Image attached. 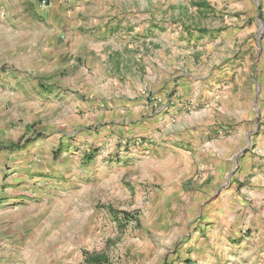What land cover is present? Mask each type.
I'll return each instance as SVG.
<instances>
[{
	"label": "rangeland",
	"instance_id": "374dc122",
	"mask_svg": "<svg viewBox=\"0 0 264 264\" xmlns=\"http://www.w3.org/2000/svg\"><path fill=\"white\" fill-rule=\"evenodd\" d=\"M46 3L41 4L39 0L40 5L50 4ZM142 4L153 11L145 8L140 11V18L134 19L139 32L124 33L115 39L125 55L129 54L128 45H136L140 58L145 56L138 67L131 64L110 67L113 73L129 74V79H120V90L115 83L105 81L103 76L107 71L102 67L96 69L95 75L91 74L94 81L84 80L82 72L87 70L89 74L91 68L76 49L71 50L67 58L60 59L57 73L73 94H63L61 87L57 90L44 83L49 88H43L44 104L35 106L36 99L27 97L24 102L30 101L33 106L22 108L11 105L3 89L6 82L0 79V264H48L53 254H58L57 243L43 244L46 237L41 232V224L53 220L48 211L44 217L41 213L43 200L36 193L38 180L27 181L26 187L20 189V179L29 172L27 178L31 181L47 174L65 176L67 180L74 166L69 150L85 142L91 131L102 132L108 121L109 124L118 122L125 133L130 129L125 124L142 128L139 135L129 136L120 143L122 148L118 150L122 155L139 147L147 150L142 146L149 142L148 130H154L149 120L154 115L165 117V122L170 124L179 120L193 121L197 127L186 129L184 135L198 144L191 152L195 174L206 167L200 168L207 159L202 154L205 143L215 136L221 137L218 144L221 148L224 146L222 152L234 153L235 157H230L228 169L220 176L216 187L220 192L227 193L233 184L238 189L255 186L250 179L252 175L264 177L261 169L264 162L247 158L264 156V0H155L154 6L151 1ZM29 6L32 5L29 3ZM0 12L2 26H10L18 32L28 25L29 38L39 35L40 27L56 25L55 17L46 19V14L38 12L26 19L6 17ZM67 19L71 21L68 27L75 29V17ZM60 31L64 40L66 32L62 27ZM70 60L76 63V73L73 67L66 65ZM6 70L17 72L20 69L0 64V74L5 75ZM97 78L99 80H95ZM181 81L187 84L182 93L178 88ZM74 85L84 89L88 85L91 90H81L75 95ZM123 90L128 96H120ZM98 100L99 112H102L100 120L91 116L87 106ZM145 101L150 102L149 109L142 108ZM138 105H142L141 108L133 112ZM164 127L160 125L155 129ZM52 132L66 136L63 146L51 144L47 139V134ZM40 133L45 136L37 139ZM229 135L232 141L223 139ZM184 145L182 149H188L189 145ZM94 150L90 148L89 152ZM82 159H86L85 154ZM59 167L63 169L61 174H58ZM136 174L137 170L127 169L121 180H113V184L110 180L108 204L99 200L95 205L97 210L92 208L91 219L97 214L98 218L86 226L85 235L77 237L73 252L64 258L69 259L66 264H85V253L106 255V264H184L187 261L183 246L190 241L196 227L194 221L188 224L183 219L186 211L182 196L174 194L172 199L171 196L167 199L170 203L157 204L160 186L144 184V180H137ZM262 178H257L258 193L264 187ZM192 186L198 188L200 184L194 182ZM6 187L7 190H3ZM154 188L159 190L154 191ZM24 190L29 192L26 194ZM210 195L205 193L204 197ZM262 196H258L261 201ZM188 197L194 198L195 194L189 193ZM236 197L234 202L239 199L238 195ZM243 197L249 194L245 191ZM198 214L195 210L193 219L197 220ZM47 227L51 228L50 224Z\"/></svg>",
	"mask_w": 264,
	"mask_h": 264
},
{
	"label": "crops",
	"instance_id": "0c3cea01",
	"mask_svg": "<svg viewBox=\"0 0 264 264\" xmlns=\"http://www.w3.org/2000/svg\"><path fill=\"white\" fill-rule=\"evenodd\" d=\"M46 1L50 2L47 6L40 5L39 0H0V11H3L6 17L26 19L38 12L46 14V19H52L51 16L55 17L53 21L56 19L55 26L40 27V34L29 38L31 31L28 25L19 28L18 32H14L12 27L1 25L3 16L0 15V64L5 63L8 67L18 66L20 69L17 72L6 70L5 75L4 73L0 74V79L6 82L3 89L6 96H9L11 105H20L22 108H27L28 105L32 107L33 104L30 101L24 102L27 97L36 99L35 106L41 105L43 103L41 98L45 96L43 88L49 89L46 84L57 87V90H60L61 87L63 94H73L68 91L71 89L66 88V84L62 83V79L57 73L60 70V59L67 58L71 50L75 49L81 52V57L89 63L87 67L91 68L88 74L87 70L82 72L79 67L78 70L83 73L84 80L92 79L94 81L91 74L95 75L96 69L102 67L104 71H107L103 76L105 81L115 83L117 89L120 90V79H129V74L127 72L113 73L110 71V67L114 65L121 68L129 64L138 67L141 60H145V56L140 58L139 49L134 47L136 45H128L129 54L125 55L123 47L117 45L115 39L124 33L137 34L139 26L134 23V19H139L140 11L145 8L147 11H153L148 5L142 3L151 1L154 6L155 0ZM29 3L32 6H29ZM73 16L76 19L75 29L68 27L71 21L67 17ZM61 27L66 32L64 40L60 36ZM130 40H133L132 37ZM75 64L73 60H70L66 65L73 67V72L76 73ZM85 87L84 89L81 85H74L75 95H78L81 90H91L88 85ZM178 88L182 93V90L187 88V84L181 81ZM96 90L100 89L97 87ZM124 94L123 90L120 96H128ZM115 96L118 100L119 96L116 93ZM98 97L102 96L98 95ZM98 102L99 100L97 103L91 102L87 106L90 108L91 116L100 120L102 112H99L101 105ZM141 106L138 105L136 109H132L133 112ZM148 106H150V102L145 101L142 108L149 109ZM149 120H151L150 127L154 130H148L150 133L149 142H145V145L142 146L147 149L146 151L139 147L140 149L137 148L127 155H122L123 152L118 150L122 148L120 143H123L129 136L139 135L138 131H141L142 128L125 124L126 128H130L129 132L125 133L123 127L116 124L118 122L109 124L108 121V125L102 128V132L91 131V135H88L85 142L69 150L70 161L74 163V166L71 168V177L67 180L64 179L65 176L47 174L40 178L34 177L31 181L27 178L29 172L21 177L20 189L26 187L27 181L38 180L36 193L43 200V203L40 204L41 213L44 217L45 212L48 211L50 220H53L51 223L43 221L41 224V232L46 237L43 238V244L53 241L57 243L56 248L59 250L57 255L53 254V260H49L48 264H66L69 261L64 258L69 257L73 252L77 237L85 235L87 233L86 226L94 223L98 218L97 214L91 219L92 208L97 210L95 205L99 200L108 204L107 201L111 196L107 193L108 186L113 184V180L115 182L117 179L121 180L127 169L137 170L135 177L137 180H144V184L153 183L160 186L161 189L158 191V199H160L157 204L170 203V200L167 199L170 196L172 199L174 194L182 196L186 211L183 219L188 224L189 221H194L193 225L196 227L190 241L183 246L186 252L185 256L188 258L184 264H264V187L261 189L262 192L258 193L260 183L257 179L262 177L257 175V177L253 175L250 177L256 184L255 186L238 189L237 185L233 184L228 188L227 193L220 192L219 188L216 189L220 176L228 169L230 157H235L234 153L229 155V152H222L224 146L221 144V148L218 144V139L221 137L212 134L215 138L205 143L202 154L207 159H205L204 165H200V168L206 167L202 169V172L195 174V170L191 167L193 160L191 152H194L193 150L197 148L198 144L195 139L184 135L186 129L191 126L197 127L194 122L179 120L170 124L165 122V117L161 118V116L155 115ZM160 125L165 127L157 131L155 128ZM168 131L171 132L168 133ZM44 136L43 133H40L37 139L44 138ZM46 137L50 139L51 144L63 146L66 142V136L62 134L52 132ZM223 139L233 140L231 135L223 137ZM183 143L189 145L188 149H182ZM216 143L217 145H215ZM77 144L79 143L77 142ZM90 148L96 150L89 152ZM143 151L147 154L141 155ZM84 154L86 159L83 160ZM251 157L247 156L249 161L264 162L262 155L254 157V159ZM52 160L56 159L52 158ZM261 169L264 171V165ZM58 172V174L63 173V169L59 167ZM110 180H112L111 183ZM12 182L13 180L10 179L9 184ZM194 182L200 184V187H194L195 190L192 186ZM262 185L264 186V177ZM49 187H52V190L47 193ZM7 188L3 190H7ZM8 190L12 191L10 188ZM27 190H24L26 194L29 192ZM153 190L157 191L159 188ZM245 191L249 197H243ZM192 192L195 197H188V194ZM205 193L211 194L210 197L205 198ZM225 194L230 195L231 198ZM236 195L239 199L234 202L237 198ZM258 196H262L263 200L261 201ZM195 210L199 212L197 220L192 217ZM49 224L51 228L47 227ZM43 246L45 247V245ZM85 255L86 253L83 255V262L88 264L85 261Z\"/></svg>",
	"mask_w": 264,
	"mask_h": 264
},
{
	"label": "trees",
	"instance_id": "16d2710c",
	"mask_svg": "<svg viewBox=\"0 0 264 264\" xmlns=\"http://www.w3.org/2000/svg\"><path fill=\"white\" fill-rule=\"evenodd\" d=\"M37 136H39V135H37ZM18 145H20V144H18ZM85 261L88 264H106L108 261V258L104 254H99V253L88 254V253H86Z\"/></svg>",
	"mask_w": 264,
	"mask_h": 264
},
{
	"label": "built area",
	"instance_id": "2783aa9c",
	"mask_svg": "<svg viewBox=\"0 0 264 264\" xmlns=\"http://www.w3.org/2000/svg\"><path fill=\"white\" fill-rule=\"evenodd\" d=\"M40 3H41V4H47V3H46V0H40ZM0 13H2V12H0Z\"/></svg>",
	"mask_w": 264,
	"mask_h": 264
}]
</instances>
